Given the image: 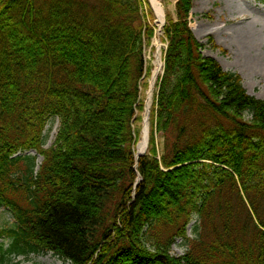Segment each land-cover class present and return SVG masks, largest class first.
Listing matches in <instances>:
<instances>
[{
    "label": "trees",
    "instance_id": "16d2710c",
    "mask_svg": "<svg viewBox=\"0 0 264 264\" xmlns=\"http://www.w3.org/2000/svg\"><path fill=\"white\" fill-rule=\"evenodd\" d=\"M145 1L0 0V206L16 223L0 228V264H264V100L204 55L194 0L166 16L149 149L136 157L154 37Z\"/></svg>",
    "mask_w": 264,
    "mask_h": 264
},
{
    "label": "rangeland",
    "instance_id": "374dc122",
    "mask_svg": "<svg viewBox=\"0 0 264 264\" xmlns=\"http://www.w3.org/2000/svg\"><path fill=\"white\" fill-rule=\"evenodd\" d=\"M158 1L163 9L165 21L167 14H174L177 0ZM143 8L147 22L154 29L155 37L151 46L146 51L148 68L151 69L152 74L143 84L142 102L145 107L142 112L138 113L139 120L135 125L139 134L137 152H139V145L143 139L144 118L147 114L149 99L151 98L153 106L157 95V80L155 85H152V75L156 68V39L161 42L160 53H162V59L165 50V39L160 31L162 24L158 14L154 11L148 0L144 2ZM190 21L197 38L202 43L207 44L204 55L218 60L225 71L238 73L242 77L244 86L249 94L264 100V0H194V9ZM217 29L222 31V38L218 40L217 35L212 33L213 30L216 31ZM239 36H241L240 43L246 50L245 57L237 49ZM210 38L214 41L213 45L208 43ZM152 106L150 112L152 111ZM59 128V119H54L48 124L46 128V135L48 136L46 148H50L54 144ZM29 155L36 156V153L30 152ZM42 161L43 158L38 156L37 168L40 167ZM15 224L10 211L0 206V228H11ZM191 226L189 228L190 235ZM180 242L181 240H178L177 244L173 247V254L175 256L184 253V250L179 246ZM3 243L7 248L9 240L2 241L0 239V244ZM8 264L65 263L52 253H43L31 255L29 258L15 257Z\"/></svg>",
    "mask_w": 264,
    "mask_h": 264
},
{
    "label": "bare ground",
    "instance_id": "6f19581e",
    "mask_svg": "<svg viewBox=\"0 0 264 264\" xmlns=\"http://www.w3.org/2000/svg\"><path fill=\"white\" fill-rule=\"evenodd\" d=\"M150 5L152 6V8L154 9V11L158 14L159 16V19H160V22L161 24L163 23L164 21V12H163V9L161 7V4L158 0H148ZM213 34H216L217 35V40L220 38H222V31H219V29H217L216 31H212ZM245 39V37H243ZM241 41V36L238 37V44H237V49L238 51L245 57L246 56V53H245V47L240 43ZM155 45L157 46V52H156V61H155V64H156V69H155V73H154V79L152 81V84H154L157 76H158V73L160 71V68H161V64H162V60H161V53H160V47H161V43L158 39L155 40ZM151 107V98L149 99V102H148V110L150 109ZM148 135H149V120L146 122V125H145V130H144V137L139 145V152L140 153H143L145 152V149H146V145H147V141H148Z\"/></svg>",
    "mask_w": 264,
    "mask_h": 264
},
{
    "label": "water",
    "instance_id": "95a60500",
    "mask_svg": "<svg viewBox=\"0 0 264 264\" xmlns=\"http://www.w3.org/2000/svg\"><path fill=\"white\" fill-rule=\"evenodd\" d=\"M146 147H148V144H147V146H146ZM141 155H143V154H140L139 156H141ZM139 156H138V157H139Z\"/></svg>",
    "mask_w": 264,
    "mask_h": 264
}]
</instances>
